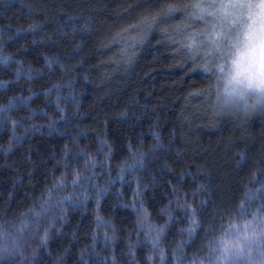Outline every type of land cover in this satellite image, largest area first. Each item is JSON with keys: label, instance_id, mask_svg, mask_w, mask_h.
<instances>
[{"label": "trees", "instance_id": "obj_1", "mask_svg": "<svg viewBox=\"0 0 264 264\" xmlns=\"http://www.w3.org/2000/svg\"><path fill=\"white\" fill-rule=\"evenodd\" d=\"M196 2L0 0V57H12L10 65L0 64V85H8L0 87V107L14 103L0 113V264H97V256L112 264L113 255L115 264H161L133 202H143L149 223L165 227V264H196L194 257L203 259L225 236L245 249L236 264H264V228L245 230V218L253 217L240 214L242 203L250 212L264 205V116L213 113L203 95L210 74L195 70L181 44L184 29L203 30L189 13L161 16L143 34L136 30L168 5ZM141 36L128 64L121 49ZM44 112L58 131L50 134ZM154 135L168 146L155 157ZM81 150L98 165L94 183L109 189L99 212L95 188L86 185L85 200L79 188L57 187L60 180L71 184L74 175L64 166L75 164ZM140 153L150 167L121 184L120 166ZM84 162L82 180L91 175ZM138 187L142 197L133 195ZM73 193L79 199L71 206L58 203ZM177 198L203 226L192 236ZM97 215L111 227H98ZM233 225L239 240L230 235ZM113 229L116 242L105 247L104 233L111 237Z\"/></svg>", "mask_w": 264, "mask_h": 264}, {"label": "snow or ice", "instance_id": "obj_2", "mask_svg": "<svg viewBox=\"0 0 264 264\" xmlns=\"http://www.w3.org/2000/svg\"><path fill=\"white\" fill-rule=\"evenodd\" d=\"M177 13L184 14L189 13V19L193 22H200L203 25V30L200 32L190 31L188 29H184L186 33L183 41L181 42L182 47L190 54L189 58L192 60L193 65L196 66V71H204L200 65L197 64L198 60L203 61L205 64L208 61H211L217 54H222L223 49L228 42L233 38L234 33H238L239 30H246V34L249 37L255 36L259 33L262 37H264V0H198L196 3L192 4H175L168 5L165 8H162L161 12L156 13L150 19H145L142 24L136 29L138 32L146 33L151 30L153 25L161 22L160 17L166 16L168 18H174ZM32 27V26H30ZM21 33H17L20 35ZM142 36L138 39L136 37H132L131 44H126L125 47L121 49V56L126 59L128 64H131L135 58L134 47L137 43L142 40ZM35 42V41H34ZM176 41H173L175 43ZM2 47V46H0ZM129 48L133 50L130 52ZM12 62V57H0V64L5 66L10 65ZM205 72V71H204ZM19 75V72H17ZM8 85H0V87H7ZM57 87V86H54ZM51 89L48 90V94L51 93ZM19 101H17L18 103ZM59 98L56 101V108L59 111H63L59 108ZM14 107L13 101H9L8 107H0V113L7 112ZM43 117L50 120L49 130L50 134L53 131H58L56 128L57 121L51 120V116L49 113H42ZM63 118V117H62ZM13 126H16V122L13 121ZM156 141V148L153 150L152 156L155 157L158 155L160 151H164L168 146L159 143L158 135H154L153 137ZM107 146V145H106ZM65 160H68L69 157L67 155L68 149L65 147ZM129 151L131 152V146H129ZM109 152L111 153V148L109 147ZM111 155H108L107 159H112ZM76 162L75 164H65V170L71 171L74 175L71 184H65L63 180L57 182V187L62 189H67L71 187L72 189H81L84 194V199L87 200V191L88 187L86 185L91 186L96 189V203H97V212H99L100 208V199L104 197L109 189L108 188H99L94 181L96 180V173L91 171L95 169L98 165L95 161L91 160L90 154L81 150L76 157L73 158ZM84 160V170L91 171V175L81 178V175L78 171L80 166V161ZM245 159L242 157V160ZM243 165H240L242 167ZM150 167L148 162V158L145 154H133L131 157V161L125 159L123 164L120 166L119 175L116 178L121 184H124L127 176H136L137 173L142 172L143 170ZM108 183L114 186L115 180L111 178V171L108 172ZM183 177H181V181ZM180 181H178L179 183ZM175 192V188L173 189ZM264 194V193H262ZM134 196L142 197L144 193L139 189V187L134 190ZM192 195H196V193H192ZM49 199H51V192L49 193ZM79 196L75 193L72 195L63 197L58 203L60 205H69L73 204V201L78 200ZM178 206H182L188 215L185 217L190 222V227L186 230L189 236H192L193 233H198V231L203 227L197 220L196 210L191 207L187 202L183 205L180 204L179 198L176 201ZM132 211L137 212L139 214L138 224L141 225L142 229H146L145 238L151 243L152 250L154 252H159V259L161 264H165L166 262V253L165 250L160 246V239L163 232L166 230L165 227H157L149 223V217L147 209L144 207L143 202L137 206L135 202L132 205ZM240 214L243 217L247 215H251L253 218L251 221L245 218L244 228L254 229L257 226L264 228V205H262L256 212H250L245 204L242 203L240 206ZM174 219V217H170V220ZM97 226L108 228L111 227L109 222L104 221L99 215H97ZM233 233L230 235L234 236V239L239 240L241 238V230L239 227L233 225ZM185 230L181 231L183 235ZM155 233V234H154ZM94 242L97 240V237H93ZM116 242V230H112V236L109 237L108 233H104V244L105 247L109 245H114ZM182 243H186L183 242ZM251 247V245H248ZM244 247L235 246L232 243V239H229L227 236L221 237L217 242L215 247L209 246L208 254L200 259L199 257H194L196 259V264H236L239 260H241L244 256ZM177 253H179V247L177 249ZM133 262L135 261L136 253L133 250V246L129 244V253ZM175 255H173V260H175ZM108 258H102L97 256V264H106ZM112 264H115V256L110 257ZM153 257H148V260L151 261ZM171 264V262H168ZM180 264H183L181 261Z\"/></svg>", "mask_w": 264, "mask_h": 264}, {"label": "clouds", "instance_id": "obj_3", "mask_svg": "<svg viewBox=\"0 0 264 264\" xmlns=\"http://www.w3.org/2000/svg\"><path fill=\"white\" fill-rule=\"evenodd\" d=\"M210 74L203 95L213 113L249 119L264 116V37L239 30L222 54L201 65Z\"/></svg>", "mask_w": 264, "mask_h": 264}]
</instances>
